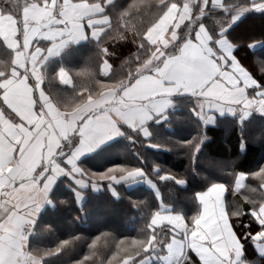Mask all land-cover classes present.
Here are the masks:
<instances>
[{"label": "snow or ice", "instance_id": "obj_1", "mask_svg": "<svg viewBox=\"0 0 264 264\" xmlns=\"http://www.w3.org/2000/svg\"><path fill=\"white\" fill-rule=\"evenodd\" d=\"M10 2V10L0 8V42L6 46L0 47L6 50L5 59L0 61L3 64L0 68V119L8 121L15 132L12 136L4 134L0 140L5 149V160L0 168L6 169L16 160L25 175H0V264H42L44 256L58 253L70 243L61 241L55 249L42 253L29 252L26 248V225L31 226L42 205L50 202L49 190L56 176L65 171L57 163L56 156L62 154V142L69 134L80 137L79 147L67 158V164L71 165L69 171L78 174L77 184L91 183L93 187H99V182L108 181L111 185V182L135 178L143 170L115 166L102 173L90 172L77 166L76 159L80 153L116 135L119 132L117 124L121 121L139 128L147 137L149 131L142 125L164 112L171 102L168 97L172 93L182 91L201 98L195 111L205 123L212 120L209 112L213 109L231 112L236 106L243 108L245 114L247 110L264 113V85L232 55L233 45L222 35L224 27L219 29L221 35L214 37L201 24L194 35L177 42V29L191 19L186 0H167V3L166 0H133L128 10L121 13L115 27L104 8L111 0ZM153 3H166V7L147 26L138 30L131 22L138 16L133 15L129 19V15L144 11ZM213 3L220 4V0H213ZM250 7L264 10V0H253ZM244 10L241 7L236 12ZM236 18V15L231 17L232 20ZM106 29H110L111 34ZM89 31L98 39L107 36L111 41L125 39L128 32L135 33L138 51L133 54L127 73L113 80L108 78L111 71L107 58L109 48L106 42L101 43L99 74L106 78L95 80L98 89L82 87L80 99L71 107L61 109L41 88L40 65L47 55L69 41L85 38ZM159 33L164 34L162 39L157 38ZM41 40L51 41V46L42 48L39 45ZM169 47L173 48L172 52L168 51ZM125 64L129 65V61ZM261 70L264 71V67ZM58 79L66 84L73 80L64 69H60ZM249 88L256 91L249 94ZM203 139V136H198L183 143L195 154ZM247 175H236L234 191L245 187ZM251 175L258 178L259 187L250 190L255 199H250L247 194L241 196L250 206L247 209L232 212L223 209L222 198L228 186L213 183L205 192L197 193L202 206L198 215L186 220L179 215L156 211L147 225L148 235L121 240L116 245L118 253H114L111 259L122 252L119 264H144L148 259L144 254L162 247L165 253L162 259L172 264H183L185 259H189V251L196 254L193 264H237L242 245L233 227L234 217L247 214L258 222L262 228L255 232L253 239L264 242V167ZM165 178L177 179L171 173L161 177ZM184 182L182 178L177 179L179 184ZM220 193L218 207L213 211L210 200ZM76 195L79 197L80 193ZM225 215L228 217L227 226L223 223ZM214 217L219 219L211 238L201 239L203 225H208ZM162 227H166L169 233L165 241L159 239ZM100 239L101 236L93 240L90 249ZM222 242L226 246L222 252L217 251ZM138 257L142 259L138 260ZM88 259L87 256L84 258L85 261ZM79 264H84V261Z\"/></svg>", "mask_w": 264, "mask_h": 264}, {"label": "trees", "instance_id": "obj_2", "mask_svg": "<svg viewBox=\"0 0 264 264\" xmlns=\"http://www.w3.org/2000/svg\"><path fill=\"white\" fill-rule=\"evenodd\" d=\"M186 2L190 7L191 19L177 29V42L194 35L201 24L214 37L221 35L219 29L224 27L222 35L234 45V56L253 78L264 85V72H261L264 67V10H246L253 0H224L221 7H214L207 1L204 8L202 0ZM131 3L133 0H111V3L104 5L105 14L110 17L114 27L121 13L127 11ZM166 3H153L144 11L130 14L129 19L133 15L138 16L131 22L139 30L158 16ZM11 7L10 0H0V8L10 10ZM241 7L245 10L236 12ZM233 15L237 17L235 20L231 19ZM106 31L111 34L110 29ZM105 42L110 52L107 57L111 65L108 78L120 79L127 73L133 54L138 51L135 33L128 32L127 37L119 41L101 36L71 46L60 57L48 61L42 69V87L57 107H71L80 99L82 87L98 89L95 80L106 78L99 74L100 45ZM253 43H259V46L252 48ZM0 47L6 46L0 42ZM168 51L172 52L173 48L169 47ZM5 57L6 50L0 48V61ZM126 61H129L127 66ZM61 66L73 79L70 88L61 86L56 80V70ZM2 67L3 64H0ZM77 72L83 74L78 76ZM255 91V88L248 89L249 94ZM172 98L174 109L147 124L149 136L146 139L137 131L121 125L123 136L79 161L81 169L94 173L125 166L142 169L141 175L111 182V185L108 181H102L99 187L87 183L85 189H78L67 177L58 179L50 194V205L44 207L33 224L28 250L42 253L55 249L61 241L68 240L70 243L60 252L44 256L42 264H79L81 261L84 264H109L113 254L118 253L116 245L121 240L145 238L148 235L150 230L147 225L156 211L178 214L186 220L198 215L201 204L197 193L213 183L228 186L224 194L227 211L250 207L241 196L247 194L250 199L256 198L250 190L259 187V180L251 174L264 167V114L251 110L246 118L238 114L217 116L215 124L208 126L194 112L193 98L182 93ZM198 136L204 139L200 149L193 154L183 142ZM238 172L248 175L245 187L237 192L233 186ZM166 173H171L177 179L182 178L184 184L177 183V179H161ZM146 180L153 187L148 186L144 182ZM77 192L80 193L79 197ZM109 214H113L110 220ZM233 220V227L242 245V260L246 264H264V255L257 253L253 239L255 232L260 231L262 226L247 214L234 217ZM104 233L108 235L102 236ZM168 234V229L162 227L159 239L167 240ZM99 236L101 239L90 249L93 240ZM164 254L163 248L158 247L144 255L151 260L150 264H158L159 257ZM86 256L89 257L87 261L84 260ZM122 256V252L116 255L111 259V264H119ZM188 257L183 264H193L197 259L191 251Z\"/></svg>", "mask_w": 264, "mask_h": 264}, {"label": "crops", "instance_id": "obj_3", "mask_svg": "<svg viewBox=\"0 0 264 264\" xmlns=\"http://www.w3.org/2000/svg\"><path fill=\"white\" fill-rule=\"evenodd\" d=\"M209 1L210 4L214 7H221V5H223V1L224 0H220V4H216V3H213V0H202V8H204V6L206 5V2ZM248 9H253L251 7H248L246 8V10ZM242 13V12H241ZM200 26V25H199ZM199 26L197 27L196 30H198ZM166 30V29H165ZM207 30V29H206ZM163 33H159L157 38L158 39H162L163 38ZM225 37V36H224ZM94 40V39H97V37H94L91 35L90 31L86 34L85 38H82V39H79V40H74V41H69L67 42L66 44H64L62 47H60L57 51H55L53 54H50V55H47L46 59L44 60V62L40 65V69H41V75H42V69H43V66L50 60H53L55 58H58L60 57V55L66 51L69 47L71 46H74V45H77V44H81L83 42H86L87 40ZM228 40V39H227ZM228 42L230 44H232L229 40ZM39 45L42 47V48H47V47H50L51 46V41L49 40H41L39 41ZM233 45V44H232ZM259 46V43H253L252 44V48H255V47H258ZM218 47V45H217ZM234 45L231 49V52H232V55L234 56ZM235 57V56H234ZM236 58V57H235ZM237 60V58H236ZM237 62H239L237 60ZM242 66V65H241ZM60 69H64L65 71H67L64 67H59L57 68L56 70V73H55V77H56V80L58 81V83L61 85V86H64V87H67V88H70L73 84V81L71 84H66V83H63L61 82L59 79H58V73L60 71ZM68 72V71H67ZM70 75V74H69ZM71 76V75H70ZM42 81H43V77H42ZM42 81H41V88L42 90L44 91L43 87H42ZM251 89V88H249ZM45 92V91H44ZM185 94L187 96H189L190 98H193L194 99V112L197 114V112L195 111L198 107V100L201 99L197 96H194L192 95L191 93H184V92H176V93H172L169 95L168 99L171 101L168 105H166L165 107V110L162 114H158L156 116H154L152 119L150 120H146L144 122V124L142 125V127H145L147 128V124L152 121L155 117L157 116H163L168 110H172L174 109V102H173V98L175 95L177 94ZM45 94L48 96V94L45 92ZM49 97V96H48ZM50 98V97H49ZM51 100V98H50ZM52 101V100H51ZM53 102V101H52ZM54 103V102H53ZM55 104V103H54ZM56 105V104H55ZM57 106V105H56ZM235 110L234 111H228L227 109L221 111V110H217V109H213V110H210L209 114L212 116V120L210 122H207L205 123L204 120H202L203 124L204 125H208V126H212L215 124V121H216V118L217 116H223V115H234V114H238L240 115L241 118H246L248 117V115L250 114L251 110H247V114H245V110L241 107H236L234 106ZM264 114V113H263ZM200 117V116H199ZM121 125H125L129 128H131L133 131H137L143 138H147L146 136L143 135V132L139 129V128H136V127H133L131 125H129L127 122H123L121 121L119 124H117V128L119 129V132L116 134V135H112V136H109L108 138H106L105 140H103L102 142H99L98 144H96L95 146H92L90 147L88 150L86 151H82L80 153V155L77 157L76 159V164L78 167L79 166V161L88 156V155H91L94 151L98 150V148H100L101 146L107 144L108 142L110 141H113L121 136H123V131L121 129ZM148 129V128H147ZM13 132H15V128L12 127L10 125V123L8 121H5L3 119H0V140L3 139V135L4 134H7L9 136H12ZM31 134H29V138H30ZM14 139L16 137H13ZM26 142V140H25ZM80 145V137L78 134H69V137L67 139H65L63 142H62V145H61V149H62V154H59L56 156V160H57V163L61 166V167H64L65 168V171L61 174H59L58 176H56L53 184H52V187L50 188L49 190V194H48V198H49V201H50V194L56 184V182L58 181L59 178L61 177H67L69 179L72 180V182L74 183V185L78 188V189H85L87 187V183L85 184H77V179L79 178L78 174H73L72 172L69 171V169L71 168V165H68L67 164V158L71 155L72 152L75 151V149L77 147H79ZM4 152H5V149H4V145L3 144H0V164L4 163V160H5V156H4ZM38 152L39 150L37 149V155H36V159L37 161L39 160V155H38ZM23 161V158H21V162ZM81 168V167H80ZM15 169V172H13V170ZM16 173H19L20 175H25V173L23 172L22 168H21V165L20 163H18L16 160H13V162L11 164H8L7 165V168H0V175H4V174H11V175H15ZM239 173H242V172H238L237 174ZM148 186L150 187H153V184L150 182V181H144ZM235 183V181H234ZM211 186V185H210ZM209 186V187H210ZM208 187V188H209ZM207 188V189H208ZM207 189H205L204 191L202 192H205ZM202 192H199V193H202ZM225 194V193H224ZM224 194H223V209H225V206H224ZM222 195V193L218 194V195H215L212 197V199L210 200V208L215 211L218 207V201H219V196ZM198 199V198H197ZM199 201V199H198ZM200 202V201H199ZM78 203H80V201H78ZM50 205V202L46 201L42 207L40 208V210L38 211L37 215L35 216V218L33 219V222L31 224V226H27L28 227V231L27 232V241H26V248L28 250V245H29V235L31 233V227H33V224L34 222L36 221V219L38 218L40 212L44 209V207L46 206H49ZM223 209H221V211L223 212ZM201 210H202V206H201ZM200 210V211H201ZM165 214H174V213H170V212H163ZM264 214V213H262ZM176 215V214H174ZM181 216V215H180ZM182 217V216H181ZM219 219L218 217H214L213 220L208 224V225H203V228H204V232L200 234V237L201 239H210L211 238V232L213 230V227L216 223V220ZM227 221H228V218L227 216L225 215L224 216V225L227 226ZM30 228V229H29ZM226 245L222 242L219 246H217V251H220L222 252L223 251V248L225 247ZM254 247H255V250L257 251L258 254L260 255H264V242H261V241H255L254 242ZM29 251V250H28ZM242 249H241V256L239 258V260L237 261V264H246L243 260H242ZM196 255V254H195ZM164 255H162L161 257H159V261L160 263L158 264H172V262H167V261H164L162 259ZM151 263V260L150 259H147L144 261V264H150Z\"/></svg>", "mask_w": 264, "mask_h": 264}, {"label": "rangeland", "instance_id": "obj_4", "mask_svg": "<svg viewBox=\"0 0 264 264\" xmlns=\"http://www.w3.org/2000/svg\"><path fill=\"white\" fill-rule=\"evenodd\" d=\"M189 3H191V2H189ZM172 215H174V214H172ZM176 215H178V214H176ZM109 216H110V217H109V220H110V218H112L113 214H111V215L109 214ZM179 216H180V215H179ZM31 231H32V229H31Z\"/></svg>", "mask_w": 264, "mask_h": 264}, {"label": "built area", "instance_id": "obj_5", "mask_svg": "<svg viewBox=\"0 0 264 264\" xmlns=\"http://www.w3.org/2000/svg\"><path fill=\"white\" fill-rule=\"evenodd\" d=\"M30 229V228H29ZM26 231H28V227L26 226Z\"/></svg>", "mask_w": 264, "mask_h": 264}, {"label": "clouds", "instance_id": "obj_6", "mask_svg": "<svg viewBox=\"0 0 264 264\" xmlns=\"http://www.w3.org/2000/svg\"><path fill=\"white\" fill-rule=\"evenodd\" d=\"M261 72H264V71L261 70ZM29 227H30V226H29Z\"/></svg>", "mask_w": 264, "mask_h": 264}]
</instances>
